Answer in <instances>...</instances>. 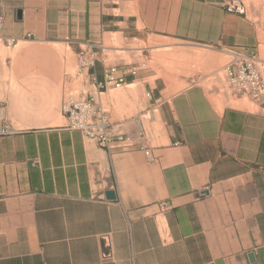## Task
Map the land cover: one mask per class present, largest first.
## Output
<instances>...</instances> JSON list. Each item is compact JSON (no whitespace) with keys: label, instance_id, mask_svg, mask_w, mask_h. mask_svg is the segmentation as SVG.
Masks as SVG:
<instances>
[{"label":"crops","instance_id":"crops-1","mask_svg":"<svg viewBox=\"0 0 264 264\" xmlns=\"http://www.w3.org/2000/svg\"><path fill=\"white\" fill-rule=\"evenodd\" d=\"M229 1L0 0V264H264V106L210 83L233 47L264 65V6ZM86 43L88 95L129 147L60 123L62 49ZM109 65L138 68L113 100Z\"/></svg>","mask_w":264,"mask_h":264},{"label":"built area","instance_id":"built-area-1","mask_svg":"<svg viewBox=\"0 0 264 264\" xmlns=\"http://www.w3.org/2000/svg\"><path fill=\"white\" fill-rule=\"evenodd\" d=\"M225 7L228 11L237 14H245L246 7L241 0H230ZM1 29V19H0ZM1 36V35H0ZM7 43L13 38H4ZM230 56L226 66V88L230 94L245 97L257 105L264 106V65L254 49L249 46H237L228 50ZM96 60L95 45L84 44L77 54V66L80 74L87 76L89 67ZM121 65H109L105 70V78L98 82V87L118 88L125 84L124 72L135 75L138 68L120 67ZM127 66V65H126ZM150 97V93H147ZM60 112L65 119V127L79 130L83 137L95 142L98 147L111 151L117 148L131 146L129 137L120 129H115L109 121L107 111L93 99L92 96L69 94L64 96L60 103ZM1 134L8 133L7 126L1 128Z\"/></svg>","mask_w":264,"mask_h":264},{"label":"rangeland","instance_id":"rangeland-1","mask_svg":"<svg viewBox=\"0 0 264 264\" xmlns=\"http://www.w3.org/2000/svg\"><path fill=\"white\" fill-rule=\"evenodd\" d=\"M241 1L244 3L245 7L248 10L250 7L257 9L261 5L264 6V0H241ZM0 46L7 50L6 53H3L0 50V61L3 64L5 73L7 74L8 70H11L12 68H15L17 66L16 63L13 61V55H12V50L14 49V47L12 44L8 45L7 43L2 42L1 40H0ZM77 54H78V51L74 52L70 48H65V49L63 48L62 49V56L64 58L63 59V61H64L63 72H64V74H67L66 76H68V77L70 76V77L64 78L65 75L63 74V76H64L63 80H64L65 85H64V88L61 92V96H60V100H59V107H60V103H61V100L63 99V97L67 96L69 94L88 96V92L92 91V94L94 95V97L96 99V92H95L93 87L89 86L87 76L85 74H80L78 72ZM107 56H108L107 63H114V62H118L120 60H122V61L139 60L136 57L129 59L128 57L124 56L123 53H118V54L115 53L114 54L112 52H107ZM261 57H264L263 53L261 54ZM228 59H229V57L224 58L223 63H226ZM140 60H143V59H140ZM164 63H165L164 68H163L164 71H172V62L169 61V62H164ZM224 75H225V72L218 73L216 75V78L211 80L210 83L214 84L215 86H218L220 89V94H224L226 96V98L228 99V101H230L231 103L236 101V100H241V101L243 100L245 103H248V106H245L243 108L254 109L255 107H254L253 103L245 97H243L241 99H233L230 92L226 88V81L224 80ZM9 77L10 76H8V75L5 76L4 80L7 81L9 79ZM124 89L129 90L130 88L124 86V87L116 88V90L110 91L108 94L109 99L110 100L115 99L117 97L118 92L120 94H123ZM114 96H116V97H114ZM3 101H4L3 100V93H1L0 103H2ZM59 114H61L60 109H59ZM60 118H62V122H60V123H65V119L63 117H61V115H60Z\"/></svg>","mask_w":264,"mask_h":264},{"label":"bare ground","instance_id":"bare-ground-1","mask_svg":"<svg viewBox=\"0 0 264 264\" xmlns=\"http://www.w3.org/2000/svg\"><path fill=\"white\" fill-rule=\"evenodd\" d=\"M0 40H2V41H4L5 43H7V42L2 38V36H0ZM11 43H13V42H11ZM11 43H8V44H11ZM128 86L133 87L132 84H131V85H128ZM118 88H120V87H118ZM114 97H116V96H114ZM232 103L235 104V105L241 106V107L248 106V103H245L243 100H242V101H241V100H236V101H234V102H232ZM0 107H1V105H0Z\"/></svg>","mask_w":264,"mask_h":264},{"label":"water","instance_id":"water-1","mask_svg":"<svg viewBox=\"0 0 264 264\" xmlns=\"http://www.w3.org/2000/svg\"><path fill=\"white\" fill-rule=\"evenodd\" d=\"M16 14H17V15H16L17 18L19 19V18L21 17V10L18 9ZM200 194H201V196H202V194H205V192H204V193H200ZM106 195H107V197H108V196H112V193H111V192H110V193L108 192ZM197 196H199V195H195V197H197Z\"/></svg>","mask_w":264,"mask_h":264}]
</instances>
